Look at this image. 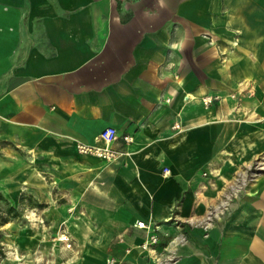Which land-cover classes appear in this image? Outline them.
I'll list each match as a JSON object with an SVG mask.
<instances>
[{
    "label": "crops",
    "instance_id": "crops-1",
    "mask_svg": "<svg viewBox=\"0 0 264 264\" xmlns=\"http://www.w3.org/2000/svg\"><path fill=\"white\" fill-rule=\"evenodd\" d=\"M255 160L264 0H0V193L66 264H264Z\"/></svg>",
    "mask_w": 264,
    "mask_h": 264
},
{
    "label": "rangeland",
    "instance_id": "rangeland-1",
    "mask_svg": "<svg viewBox=\"0 0 264 264\" xmlns=\"http://www.w3.org/2000/svg\"><path fill=\"white\" fill-rule=\"evenodd\" d=\"M257 162L262 166L260 170L264 169V162L255 160L250 167L252 171L255 170L254 167ZM238 183L239 177L231 182L234 185ZM230 194L234 195L232 191ZM8 205H12L11 202L1 194L0 215L1 219L5 217L7 220L0 225V246L3 252L0 256V264H66L64 251L71 249V241L59 240V234L62 233L57 234L56 232L55 235L38 243L37 240L32 239L34 238L33 233H36L37 224L33 223L31 209L22 208L23 215H27L26 217H22V214L12 217L11 213L6 212ZM15 208L21 212L20 208ZM209 224L207 223L208 226Z\"/></svg>",
    "mask_w": 264,
    "mask_h": 264
},
{
    "label": "built area",
    "instance_id": "built-area-1",
    "mask_svg": "<svg viewBox=\"0 0 264 264\" xmlns=\"http://www.w3.org/2000/svg\"><path fill=\"white\" fill-rule=\"evenodd\" d=\"M204 104L210 103L212 102V98L210 97H206L204 99ZM177 125H174V128H177ZM117 138V132L116 129L109 126V127H105L104 129H102L100 131V133L97 136V140L99 142L102 143V145H87V144H78L77 145V149L78 151L82 152V153H91L93 155H96L100 158L103 159H113L116 156V153L111 149L110 144L116 140ZM124 139L126 141L130 140V137L128 136H124ZM262 168L261 164L259 162L256 163L254 169L256 171H259ZM211 217V214L208 215L207 220H209ZM207 222V221H206ZM207 225V223H206ZM135 226L140 227V228H144L150 232L153 231L154 226H152L151 224H146L143 221H137ZM63 240H69L68 237L65 236V239ZM158 243V237L155 233H151L148 236V239L146 241H144L141 244V248L144 250H149V251H154V247L153 245ZM67 246H69V244H67ZM172 257L167 256L166 258L162 259V258H157L156 257V263L157 264H168L169 262H171ZM108 262H112L111 259H108Z\"/></svg>",
    "mask_w": 264,
    "mask_h": 264
},
{
    "label": "trees",
    "instance_id": "trees-1",
    "mask_svg": "<svg viewBox=\"0 0 264 264\" xmlns=\"http://www.w3.org/2000/svg\"><path fill=\"white\" fill-rule=\"evenodd\" d=\"M1 196V194H0ZM12 217H17L20 215V211L18 209H16L15 207H13L12 205H8L7 207V211ZM6 218L4 217L3 219H1V215H0V225L3 224L4 222H6ZM2 248L0 246V256L2 255Z\"/></svg>",
    "mask_w": 264,
    "mask_h": 264
},
{
    "label": "bare ground",
    "instance_id": "bare-ground-1",
    "mask_svg": "<svg viewBox=\"0 0 264 264\" xmlns=\"http://www.w3.org/2000/svg\"><path fill=\"white\" fill-rule=\"evenodd\" d=\"M59 240H63V239H65V235L64 234H59V238H58Z\"/></svg>",
    "mask_w": 264,
    "mask_h": 264
}]
</instances>
